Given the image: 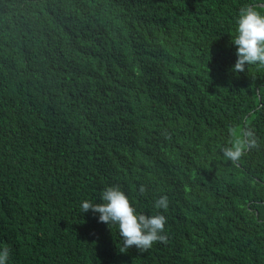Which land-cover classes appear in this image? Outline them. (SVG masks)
<instances>
[{
	"label": "trees",
	"instance_id": "1",
	"mask_svg": "<svg viewBox=\"0 0 264 264\" xmlns=\"http://www.w3.org/2000/svg\"><path fill=\"white\" fill-rule=\"evenodd\" d=\"M249 5L264 13V0H0L7 264H264V67L231 70ZM246 131L255 147L225 159ZM111 186L165 217L163 242L125 249L81 213Z\"/></svg>",
	"mask_w": 264,
	"mask_h": 264
},
{
	"label": "clouds",
	"instance_id": "2",
	"mask_svg": "<svg viewBox=\"0 0 264 264\" xmlns=\"http://www.w3.org/2000/svg\"><path fill=\"white\" fill-rule=\"evenodd\" d=\"M235 48V62L232 72H243L245 66L257 65L264 67V13L249 5L242 8L236 19L235 35L231 40ZM244 140H237L235 144L223 149V157L235 163L241 157L243 150L253 148L256 140L251 132L244 133ZM139 191L144 192L141 186ZM99 203L88 200L80 202L81 213L89 210L98 214L100 223L115 225L121 238V246L125 249L135 246L143 252L149 249L155 242L165 240L163 215H143L130 205L129 199L116 186L106 187L99 195ZM168 206L166 196H160L153 203L157 209H165ZM8 251L0 248V264H7Z\"/></svg>",
	"mask_w": 264,
	"mask_h": 264
},
{
	"label": "water",
	"instance_id": "3",
	"mask_svg": "<svg viewBox=\"0 0 264 264\" xmlns=\"http://www.w3.org/2000/svg\"><path fill=\"white\" fill-rule=\"evenodd\" d=\"M259 6H263V5H259Z\"/></svg>",
	"mask_w": 264,
	"mask_h": 264
}]
</instances>
